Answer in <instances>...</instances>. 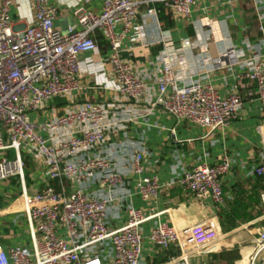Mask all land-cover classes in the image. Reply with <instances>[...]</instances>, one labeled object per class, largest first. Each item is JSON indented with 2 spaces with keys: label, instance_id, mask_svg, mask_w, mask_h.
Here are the masks:
<instances>
[{
  "label": "built area",
  "instance_id": "1",
  "mask_svg": "<svg viewBox=\"0 0 264 264\" xmlns=\"http://www.w3.org/2000/svg\"><path fill=\"white\" fill-rule=\"evenodd\" d=\"M13 1L0 0V153L12 150L15 157L0 159V181L19 176L23 182L22 154L26 153L35 164L44 167L48 180L61 185L66 181L70 188L62 187L57 191L47 185L30 197L23 185L20 198L30 228L32 249L13 247L5 252L0 248V264H139L143 242L141 227L152 216H145L128 204L124 225L109 229L110 207L130 199V195L126 190L127 173L118 170L113 160L104 154L110 135L136 119L112 113L93 102L74 105L63 115L42 123L29 121L28 115L38 113L53 99L68 98L79 88L78 76L88 70L79 56L86 52L99 53L92 35L100 31L110 47L106 63L114 83L109 89L125 102L140 108L146 105L140 110L146 114L143 118L161 107L177 123L189 121L207 130L209 135L227 127L238 118L243 97L237 90L221 97L212 84L194 80L198 70L191 69L183 61L184 57L192 50L205 53L208 44L197 35L194 42L184 40L180 48H175L171 36L162 32L158 20L157 6L188 20L201 0H81L84 4L100 2L101 12L94 14L77 8L74 13L79 29H69L66 33L54 28L57 8L49 0H34V22L23 30L16 29L10 19ZM250 1L254 7L258 6V1ZM141 6L146 8V16L153 20L151 32L159 34L156 41L144 43L145 33L135 28ZM205 25L210 26V23ZM259 30L264 45L262 19H259ZM132 32L135 34L133 43L162 47L156 58L160 77L155 92L147 85L144 75L138 74L131 63L121 58L122 44ZM199 64L206 72L249 64V71L239 78L255 86L249 98L264 103V55L240 62L232 49H225L216 58L202 56ZM104 65L99 63L96 68L102 70ZM258 132L261 159L252 173L261 180L260 200L264 214L263 128ZM129 167L135 177L137 195L151 205L162 186L156 176L145 175L143 153L132 154ZM230 168L231 160L223 154L215 165L202 163L187 171L177 184L197 200L209 198L219 206L223 203L221 181ZM91 181H98L101 189L94 196L84 192V185ZM149 210L153 212L154 209L150 207ZM147 239L161 250L166 251L171 246L178 249L179 255L166 264H190L192 253L207 250L217 241L218 228L213 220L184 230L160 223L150 230ZM104 244L111 250L107 262L99 256ZM263 249L264 229L258 233L256 253Z\"/></svg>",
  "mask_w": 264,
  "mask_h": 264
},
{
  "label": "crops",
  "instance_id": "2",
  "mask_svg": "<svg viewBox=\"0 0 264 264\" xmlns=\"http://www.w3.org/2000/svg\"><path fill=\"white\" fill-rule=\"evenodd\" d=\"M256 1L257 7L250 0H229L223 3L201 0L188 20L180 19L170 10L157 6L160 28L171 36L175 48H180L184 40L194 42L197 35L203 43L208 44L205 53L192 50L184 57L183 61L191 69L198 70L194 80L212 84L221 97L229 96L234 90L243 97L238 118L227 127L209 135L207 130L189 121L177 123L161 107H156L152 114L143 118L146 114L140 110L146 105L140 108L132 102H125L109 89L114 83L112 72L106 63L110 47L100 31H95L92 35L99 53L86 52L79 56V60L85 62L88 69L78 76L79 88L72 91L68 98L53 99L38 113L28 115L29 121L42 123L63 115L74 105L93 102L103 105L112 113L118 112L136 119L135 122H128L124 129L110 135L104 154L113 160L118 170L127 173L126 190L130 195V199H124L110 207L107 214L109 229L114 230L124 225L128 204L141 210L145 216H152L141 227L143 242L139 264H166L179 255L174 246L165 251L150 244L148 234L158 224L173 225L184 230L206 220H213L217 224L218 239L207 250L192 253L189 256L190 264H264V249L256 253V239L264 229L260 200L262 184L252 173L261 159L258 129L264 130V103L256 98H249L248 94L254 91L255 86L239 78L249 71V64L229 65L213 72H206L199 64L202 56L216 58L225 49H232L240 62H249L254 56L264 55L259 30V19L264 24V0ZM49 3L57 8L54 28L61 33L79 29L74 13L77 8L82 7L94 14L101 12L100 2L84 4L81 0H49ZM145 10L141 6L135 27L137 32L145 33L144 43L156 41L159 37L156 31L151 32L153 20L146 16ZM10 19L19 30L33 23L34 0H14ZM206 23H210V26L205 25ZM116 31L119 32L120 28L117 27ZM134 35L132 32L125 38L121 58L131 63L138 74L144 75L147 85L155 92L160 77L156 58L162 47L158 44L144 46L142 42L133 43L131 40ZM99 63L105 64L102 70L96 68ZM136 152L143 153L145 175L156 176L162 186L156 201L151 205L143 202L137 195L135 177L129 171L131 156ZM223 154L230 158L231 168L221 181V205L216 206L209 198L197 200L178 186L177 182L184 173L202 163L215 165ZM2 157L14 159L15 155L12 150H8L0 153V159ZM22 159L23 182L19 176L0 181V248L5 252L13 247L32 249L30 228L20 198L23 185L30 197L47 185L57 191H61L62 187L66 190L70 188L66 181L61 185L48 180L44 175V167L35 164L26 153L22 154ZM100 191L98 181L84 185L87 195L94 196ZM150 207H153V212H150ZM110 255L109 245L104 244L99 249V256L107 262Z\"/></svg>",
  "mask_w": 264,
  "mask_h": 264
},
{
  "label": "bare ground",
  "instance_id": "3",
  "mask_svg": "<svg viewBox=\"0 0 264 264\" xmlns=\"http://www.w3.org/2000/svg\"><path fill=\"white\" fill-rule=\"evenodd\" d=\"M247 253V252H246Z\"/></svg>",
  "mask_w": 264,
  "mask_h": 264
}]
</instances>
